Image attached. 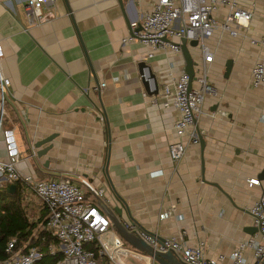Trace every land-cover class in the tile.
<instances>
[{
  "label": "crops",
  "instance_id": "0c3cea01",
  "mask_svg": "<svg viewBox=\"0 0 264 264\" xmlns=\"http://www.w3.org/2000/svg\"><path fill=\"white\" fill-rule=\"evenodd\" d=\"M154 1L56 0L43 10L52 14L48 21L29 26L26 0H0L1 68L11 81L3 128L15 133L22 174L38 181L68 180L98 203L82 183L88 180L105 189L101 205L109 219L135 221L160 238L189 246L204 243L205 256L217 259L253 235L249 209L264 198V180L259 179L264 88L251 85L252 70L264 59V2L238 0L253 13L241 36L217 31L207 39L214 55L207 64L208 81L217 94L206 97L196 123L205 147L189 145L185 158L174 163L169 148L178 141L179 112L163 107L161 91L185 71L184 58L165 50L149 59V49L138 41L124 43L140 30ZM227 12L223 7L214 17L223 21ZM254 39L258 44L251 43ZM188 48L198 78L205 58L200 46ZM229 60L233 70L225 78ZM151 72L155 79H149ZM192 85H198L196 79ZM51 137L41 148L51 150L35 157V145ZM6 159L0 134V161ZM6 181L0 176V188L17 186ZM168 211L172 215L161 219ZM107 235L120 237L113 224ZM138 261L154 263L146 257Z\"/></svg>",
  "mask_w": 264,
  "mask_h": 264
},
{
  "label": "built area",
  "instance_id": "2783aa9c",
  "mask_svg": "<svg viewBox=\"0 0 264 264\" xmlns=\"http://www.w3.org/2000/svg\"><path fill=\"white\" fill-rule=\"evenodd\" d=\"M55 3L56 0H26L24 13L29 26L48 21L52 14L45 15L43 10L53 7ZM223 7L228 8V12L224 20L219 21L214 14ZM252 19V11L242 9L238 0H155L152 10L144 17L141 29L124 40V43L138 41L148 48L149 59L165 50L181 55L182 39L199 43L205 63L201 75L196 78L198 85L193 86L190 76L183 71L177 77H171L161 91L163 107H175L179 112L174 127L178 141L169 148L174 163H179L185 158L189 145L199 144L196 123L202 115L206 97L217 94L214 85L208 81L207 64L212 62L214 55L206 45L207 39L217 31L239 37L241 28H248ZM172 39L179 42L174 43ZM251 43L256 45L258 40L254 39ZM3 57L4 51L0 43V134L4 137L7 151V159L0 161V176H5L10 183L26 186L48 210L44 229L60 242V249L64 253L58 264H129V259L139 264L138 260L145 257L153 261L134 250L120 237H113L110 242L104 240L103 237L112 228L111 220L102 210L104 188H97L88 180L82 181L89 194L98 201L94 204L86 199L85 192L77 184L64 179L38 181L32 175H24L18 170L20 152L15 133L12 129H4L2 122L11 85V81L5 78L2 72ZM251 85L254 88H264V59L254 66ZM157 103V99L152 100L153 105ZM186 138L188 143L184 142ZM251 184H259V181L252 180ZM249 213L254 219L257 232L243 240L230 254L220 255L217 259L205 256L204 243L189 246L176 238H160L155 233L137 227L133 222L123 226L156 250L173 252L184 264H225L227 261L228 264H261L264 261V198L255 201ZM171 215L172 211H168L160 218L166 219ZM15 244L16 239L9 242L7 252L11 257L0 264H35L40 258L36 248L26 253L14 252ZM247 253H250L251 257H248Z\"/></svg>",
  "mask_w": 264,
  "mask_h": 264
},
{
  "label": "trees",
  "instance_id": "16d2710c",
  "mask_svg": "<svg viewBox=\"0 0 264 264\" xmlns=\"http://www.w3.org/2000/svg\"><path fill=\"white\" fill-rule=\"evenodd\" d=\"M24 187L17 183L14 193L7 190L8 185L0 188V263L10 259L8 244L16 239L14 252L26 253L36 248L40 258L35 264H58L64 256L60 242L44 229V210L37 221L30 219L23 203Z\"/></svg>",
  "mask_w": 264,
  "mask_h": 264
},
{
  "label": "water",
  "instance_id": "95a60500",
  "mask_svg": "<svg viewBox=\"0 0 264 264\" xmlns=\"http://www.w3.org/2000/svg\"><path fill=\"white\" fill-rule=\"evenodd\" d=\"M124 1L126 0H120V3L123 4ZM141 29V27H140ZM166 41H168V39H165ZM191 45L193 47H198L199 43L198 41H187L186 39H182L181 43H180V47H181V51H182V56L184 58L185 61V71L186 73L190 76L191 82L194 81L196 79V72H195V68L197 66V63L194 61L193 56L190 53V50L188 48V46ZM233 61L229 60L226 63V73H225V78H228L233 70ZM142 65L141 68H143ZM149 79H155V76L153 75V73L151 72V76L149 77ZM145 82V84L147 85V80L146 77H144L143 79ZM156 87L158 89V85L156 83ZM197 132L199 135V139H200V145L202 150H204L205 147V141L203 136L201 135L199 129L197 128ZM54 139V137H51L47 140L41 141L39 143H37L35 145V149H38L37 153L35 154V157H37L38 159H41L42 157H44L49 150H51L52 147H48L45 149H41L42 146H44L45 144H48L50 142H52ZM51 146V145H50ZM259 179L260 180H264V170L262 171V173L259 175ZM16 189L15 185H9L7 190L10 193H14ZM126 206V205H124ZM117 211V209L115 210ZM118 215L121 216L122 215V211L118 210ZM111 222L113 224V227L116 229L117 233L119 234V236L126 242L128 243L131 247H133L135 250L143 253L144 255L148 256L150 259H152L156 264H184L182 263L173 252L169 251V252H161L156 250L155 248L151 247L150 245H148L147 243H145L142 239H140L138 236H136L134 233H130L129 231H127L123 224L118 221V219L115 217H110ZM134 224L135 221H133ZM253 234L257 232V228L253 229ZM264 264V261L261 263Z\"/></svg>",
  "mask_w": 264,
  "mask_h": 264
},
{
  "label": "rangeland",
  "instance_id": "374dc122",
  "mask_svg": "<svg viewBox=\"0 0 264 264\" xmlns=\"http://www.w3.org/2000/svg\"><path fill=\"white\" fill-rule=\"evenodd\" d=\"M25 195L26 196L23 198L24 200L23 203L25 205L27 213L32 221H37L42 215V212H41L42 208H41L40 202L34 197V194L28 188H26L25 190ZM110 236L111 235H106L103 238L105 241L110 242L111 241ZM126 246L128 245L126 244ZM128 248L130 247L128 246ZM128 262L129 264H138L137 261H134L132 259H129Z\"/></svg>",
  "mask_w": 264,
  "mask_h": 264
}]
</instances>
